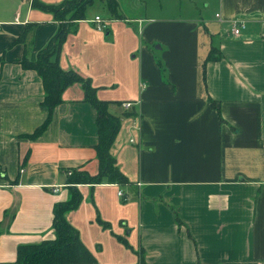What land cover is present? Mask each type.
<instances>
[{"label": "crops", "instance_id": "0c3cea01", "mask_svg": "<svg viewBox=\"0 0 264 264\" xmlns=\"http://www.w3.org/2000/svg\"><path fill=\"white\" fill-rule=\"evenodd\" d=\"M32 1L0 0V261L54 237L71 168L98 171L96 111L79 82L28 135L48 109L40 76L20 60H35L58 27ZM117 2L121 17L99 2L103 29L86 9L58 64L119 115L110 152L129 182L76 184L66 220L91 264H140V253L147 264H264V0H202L184 17L160 0ZM212 40L220 56L205 61Z\"/></svg>", "mask_w": 264, "mask_h": 264}, {"label": "trees", "instance_id": "16d2710c", "mask_svg": "<svg viewBox=\"0 0 264 264\" xmlns=\"http://www.w3.org/2000/svg\"><path fill=\"white\" fill-rule=\"evenodd\" d=\"M96 1L105 4L110 17H121L118 11L117 0H63L58 4H45L33 0L34 7L50 11L58 21L56 32L50 37L46 45L39 50L35 60L31 61L25 56L20 60L24 68L34 69L41 78L44 96L43 104L48 109V116L29 137H34L46 126L51 111L55 105L62 101L64 90L71 84L79 82L84 92L85 100L89 101L96 111L97 142L94 145L98 161V171L94 174L73 167L68 172V183L71 185V198L65 202H57L52 210V228L55 235L51 239H45L37 243L21 244L16 249V257L12 261H0V264H91L95 262L94 255L81 241L78 231L65 218V212L75 208L81 199V194L76 184H97L102 182L125 184L127 177L119 170L116 159L110 152V147L120 126L119 115L111 113L108 109L109 103L95 96V88L89 79L82 77L73 70H64L58 64V56L62 44L73 24L84 18L85 11ZM29 29V27H28ZM23 35L16 40L22 41ZM220 51L217 45L210 43V49L205 61L218 59ZM160 63V61H159ZM160 68H164L160 65ZM215 106L214 100H211ZM218 111V107L216 106ZM219 112V111H218ZM175 213L178 222L177 213ZM106 226V222H101ZM125 243V239L118 237ZM140 264L143 261L140 253Z\"/></svg>", "mask_w": 264, "mask_h": 264}, {"label": "rangeland", "instance_id": "374dc122", "mask_svg": "<svg viewBox=\"0 0 264 264\" xmlns=\"http://www.w3.org/2000/svg\"><path fill=\"white\" fill-rule=\"evenodd\" d=\"M163 5V13L169 16L181 15L182 17L187 16V13H200L202 9L205 8L202 0H160ZM189 4V5H188ZM213 8V2L209 4L206 12L211 11ZM87 13H95L98 12L104 17L107 18V14L105 10H102L101 4L99 2H95L92 6L88 8ZM105 24H107V19H105Z\"/></svg>", "mask_w": 264, "mask_h": 264}, {"label": "built area", "instance_id": "2783aa9c", "mask_svg": "<svg viewBox=\"0 0 264 264\" xmlns=\"http://www.w3.org/2000/svg\"><path fill=\"white\" fill-rule=\"evenodd\" d=\"M92 21L95 23V26L97 29H103L106 26L105 19H103L99 15L94 16ZM243 27H244V24L242 22L237 21V22L232 23V31L234 34H238ZM131 105H132V102L130 101L122 102V106L126 109L130 108ZM122 194H123L122 191L118 190V195L122 196Z\"/></svg>", "mask_w": 264, "mask_h": 264}]
</instances>
